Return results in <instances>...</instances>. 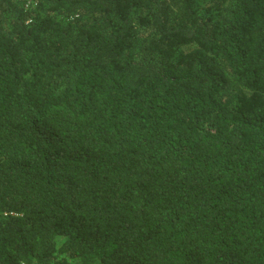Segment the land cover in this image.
Segmentation results:
<instances>
[{
	"label": "trees",
	"instance_id": "1",
	"mask_svg": "<svg viewBox=\"0 0 264 264\" xmlns=\"http://www.w3.org/2000/svg\"><path fill=\"white\" fill-rule=\"evenodd\" d=\"M0 264H264V0H0Z\"/></svg>",
	"mask_w": 264,
	"mask_h": 264
}]
</instances>
